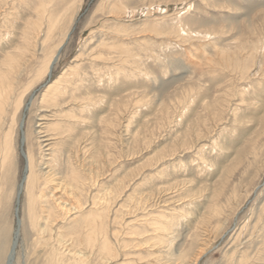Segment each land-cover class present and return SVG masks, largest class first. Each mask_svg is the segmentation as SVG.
<instances>
[{"label":"rangeland","instance_id":"rangeland-1","mask_svg":"<svg viewBox=\"0 0 264 264\" xmlns=\"http://www.w3.org/2000/svg\"><path fill=\"white\" fill-rule=\"evenodd\" d=\"M0 86V264H264V0H0Z\"/></svg>","mask_w":264,"mask_h":264},{"label":"bare ground","instance_id":"bare-ground-1","mask_svg":"<svg viewBox=\"0 0 264 264\" xmlns=\"http://www.w3.org/2000/svg\"><path fill=\"white\" fill-rule=\"evenodd\" d=\"M56 60H57V56L55 55V56H53L52 57V59L50 60L51 62H50V64H49V66H48V70H47V74H48V76H50L51 77V74H52V70H53V67H54V65H55V62H56ZM3 86V85H2ZM50 87H51V85H50ZM49 87V88H50ZM0 88H3V87H1L0 86ZM4 90H5V88H4ZM3 91V90H2ZM53 91H56L57 92V89H56V86H54L53 88H51L50 90H49V92L51 93V92H53ZM55 92V93H56ZM4 93V92H3ZM1 96V95H0ZM47 96V95H46ZM1 98V97H0ZM48 135V134H47ZM5 136V135H4ZM42 137H43V135H41ZM45 136V135H44ZM7 137V136H6ZM5 137V139H6V149H8V147H10V146H12L11 144H10V146H9V144H8V141H9V143L11 142L8 138H6ZM9 137V136H8ZM40 136H38V140L40 139L39 138ZM47 139L48 138H45V139H43L44 141H41L40 140V143H39V146H40V149H41V153L43 154V152L44 151H42V150H45L44 148L45 147H47V144H49V143H47L46 145L44 144L45 143V141H47ZM51 139V138H50ZM49 139V140H50ZM24 140H26L25 138H24ZM29 142V141H28ZM35 144V143H34ZM50 146V145H49ZM10 148H12V147H10ZM39 148V147H38ZM48 148H50V147H48ZM47 148V149H48ZM5 149V150H6ZM40 149H38V150H40ZM51 149V148H50ZM53 149V148H52ZM49 150V149H48ZM53 151H54V149H53ZM58 151H59V149H58ZM14 152V151H13ZM12 152V153H13ZM47 152V151H46ZM57 152V149H56V151L54 152V153H56ZM57 153H59V152H57ZM2 154V153H1ZM57 155V154H56ZM49 156H51V154H49ZM60 156H62V154L60 155ZM2 157H3V154H2ZM5 157V156H4ZM9 157V156H8ZM7 156H6V162H7V158H8ZM14 158V157H13ZM45 159H46V155L45 154H43V156H42V160L40 161V163L37 165L36 163H35V159H34V156H33V153H31L30 152V154L27 156V169H28V171L26 172V176H25V179H24V181L21 183L22 185L19 187V190H18V193H17V196H16V200H17V207L20 205V195H21V192H22V190H24V188L26 189V187H27V192H28V194L31 192V190H32V188H34V186H36V183H40L39 181H40V179L41 178H46L45 179V181L47 182V184H46V186H45V188H43L44 190H42L41 189V196H40V199H42V205H40V206H42L41 208H42V216L41 215H39V214H41V212H38V215L41 217V218H43V220L45 221L44 223L46 224V228H48V227H51L53 224H54V221H57L58 219V217H60L61 216V218L62 217H64V218H66V216H67V212H68V210H66V208L67 207H65L66 206V202H64L63 200L61 201V196H62V194L63 193H65V195H68L69 197L74 193H72V191H73V189L75 190H77V188L79 187V186H77V185H75L74 183H75V180H73V182L70 180V181H65V182H60V179L58 178L59 176H57L56 174L54 175L52 172H50V171H46L47 170V168H43V165L45 166L46 165V167H47V165H48V162L46 161L45 163H43L44 161H45ZM49 159V158H48ZM51 159V158H50ZM54 159V158H53ZM3 160H4V158H3ZM50 161V160H49ZM54 162V161H53ZM57 162L58 163H60V161L59 160H57ZM3 163H4V161H3ZM55 163V162H54ZM65 163V162H64ZM6 163H4L3 164V166L5 165ZM51 165V164H50ZM58 165V164H57ZM65 165H67V164H65ZM50 168H51V166H49ZM48 167V168H49ZM60 167V166H59ZM37 168H40V169H38L39 171H37ZM55 169V168H54ZM57 169V168H56ZM56 172V171H55ZM57 172H58V170H57ZM66 172V171H65ZM63 173V172H62ZM59 174V173H58ZM60 176H61V174H60ZM62 176H64V173H63V175ZM61 176V177H62ZM68 176V175H67ZM67 180V179H66ZM84 180V179H83ZM85 181H86V179H85ZM41 182H44V181H41ZM25 183L27 184V186L25 185ZM50 184H53V185H55V187H53V185H52V188H56V192H55V190H53V189H50L49 187L51 186ZM50 185V186H49ZM80 188V187H79ZM75 190V191H76ZM36 191H38V190H36ZM35 192V191H34ZM48 192V193H47ZM62 192V193H61ZM27 194V195H28ZM60 194H61V196H60ZM32 195H33V192H32ZM31 195V196H32ZM49 195V196H48ZM74 195V194H73ZM72 195V196H73ZM68 196H66V197H68ZM30 197V196H29ZM28 197V198H29ZM63 197V196H62ZM75 197V196H74ZM73 197V198H74ZM68 199V198H67ZM34 200V199H33ZM67 201V200H66ZM69 201H70V199H69ZM72 201H73V199H72ZM35 203H38V202H35ZM70 204H72L71 202H69ZM74 203H75V201H74ZM73 203V204H74ZM82 203V202H81ZM76 205H77V203H75ZM74 204V205H75ZM83 204V203H82ZM30 205V204H29ZM35 205V204H34ZM33 205H31V207H32ZM70 206V205H69ZM77 206H80V204L79 205H77ZM68 209V208H67ZM71 209V208H70ZM82 208L80 207V211H82L81 210ZM32 210H34V209H32ZM72 210V209H71ZM18 211V208L16 209V212ZM40 211V210H39ZM74 211V210H73ZM32 212V211H31ZM60 212H61V214H65L64 216L63 215H61L60 214ZM74 212H76V211H74ZM34 213H35V211H34ZM71 213H73V212H71ZM30 214V213H29ZM68 214H69V212H68ZM75 214V213H74ZM73 214V215H74ZM31 215V214H30ZM32 215H33V212H32ZM36 213H35V217L36 216H38ZM58 215V216H57ZM72 215V214H71ZM72 215V216H73ZM77 215V214H76ZM75 216V215H74ZM39 217V218H40ZM55 217H57L56 218V220H55ZM70 217V216H69ZM69 217H68V219H69ZM78 217V216H77ZM41 218H40V220H41ZM63 219V218H62ZM67 219V218H66ZM65 219V220H66ZM36 220V221H35ZM35 223H38L37 222V219L35 218ZM40 220H39V223H40V225H38V226H41V222H40ZM61 220V219H60ZM65 220H62L61 222H63V221H65ZM42 221V220H41ZM47 222V223H46ZM60 222V223H61ZM91 222H93V221H90V220H88V221H86V222H84V225L85 226H88L89 224H91ZM32 223H34V222H32ZM34 223V224H35ZM38 223V224H39ZM56 223V222H55ZM64 223V222H63ZM66 224H68V223H66ZM50 225V226H49ZM56 225V224H55ZM35 227H37V226H35ZM73 227V226H72ZM18 228H19V226H18ZM40 228V227H39ZM40 229H42V228H40ZM50 229H52V228H50ZM17 230V229H16ZM32 230H33V228H32ZM39 230V229H38ZM37 230V231H38ZM47 230V229H46ZM49 230V229H48ZM18 231V230H17ZM17 231H16V233H15V238H14V240H16V243L18 242V240H19V234L17 233ZM41 231V230H40ZM40 231H39V235L41 234L42 235V233H40ZM43 231V230H42ZM76 232V230H74L73 229V232H72V234L73 233H75ZM44 234V233H43ZM46 234V233H45ZM62 237V236H61ZM14 242V241H13ZM103 244H102V247H101V251H109L108 253H110L111 252V246L107 243V241H105L104 240V242H102ZM59 245V244H58ZM63 249V248H62ZM57 251V250H56ZM61 251V250H60ZM65 252V251H64ZM71 252H73V251H71ZM53 253V252H52ZM56 253V252H55ZM74 253V252H73ZM72 253V254H73ZM62 254V253H61ZM55 257H57L55 260H56V262H54V261H52V262H54V264H61L62 263V260L61 259H64L63 257H62V255L60 256V252L58 253V254H56L55 255ZM77 257V256H76ZM66 259V258H65ZM63 261H65V260H63ZM194 264H197V261H196V263H194Z\"/></svg>","mask_w":264,"mask_h":264},{"label":"water","instance_id":"water-1","mask_svg":"<svg viewBox=\"0 0 264 264\" xmlns=\"http://www.w3.org/2000/svg\"><path fill=\"white\" fill-rule=\"evenodd\" d=\"M17 233L19 234V230L17 231ZM17 243H16V240H14L13 244H12V251L10 253V256L8 257V262L7 264H13L14 263V257H15V253H16V248H17Z\"/></svg>","mask_w":264,"mask_h":264}]
</instances>
